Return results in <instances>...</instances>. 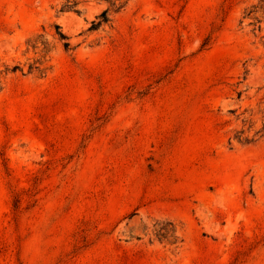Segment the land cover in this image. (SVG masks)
Instances as JSON below:
<instances>
[{
  "label": "rangeland",
  "instance_id": "1",
  "mask_svg": "<svg viewBox=\"0 0 264 264\" xmlns=\"http://www.w3.org/2000/svg\"><path fill=\"white\" fill-rule=\"evenodd\" d=\"M0 264H264V0H0Z\"/></svg>",
  "mask_w": 264,
  "mask_h": 264
},
{
  "label": "trees",
  "instance_id": "2",
  "mask_svg": "<svg viewBox=\"0 0 264 264\" xmlns=\"http://www.w3.org/2000/svg\"><path fill=\"white\" fill-rule=\"evenodd\" d=\"M108 17H107V9L102 11L101 14L99 15L98 17V21L94 22L92 21V25L91 27L89 28V30H96L98 27H100L101 25L103 24H106L108 22ZM253 140H250V141H244V143H250L252 142Z\"/></svg>",
  "mask_w": 264,
  "mask_h": 264
},
{
  "label": "bare ground",
  "instance_id": "3",
  "mask_svg": "<svg viewBox=\"0 0 264 264\" xmlns=\"http://www.w3.org/2000/svg\"><path fill=\"white\" fill-rule=\"evenodd\" d=\"M64 20H65V19H64ZM64 20H63V21H64Z\"/></svg>",
  "mask_w": 264,
  "mask_h": 264
}]
</instances>
